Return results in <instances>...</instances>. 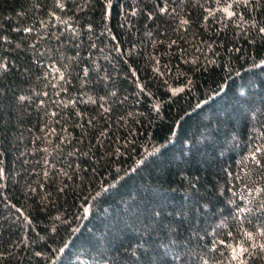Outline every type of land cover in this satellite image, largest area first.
Returning a JSON list of instances; mask_svg holds the SVG:
<instances>
[{
  "label": "trees",
  "instance_id": "1",
  "mask_svg": "<svg viewBox=\"0 0 264 264\" xmlns=\"http://www.w3.org/2000/svg\"><path fill=\"white\" fill-rule=\"evenodd\" d=\"M264 0H0V264H264Z\"/></svg>",
  "mask_w": 264,
  "mask_h": 264
},
{
  "label": "snow or ice",
  "instance_id": "2",
  "mask_svg": "<svg viewBox=\"0 0 264 264\" xmlns=\"http://www.w3.org/2000/svg\"><path fill=\"white\" fill-rule=\"evenodd\" d=\"M262 31H264V29H262Z\"/></svg>",
  "mask_w": 264,
  "mask_h": 264
}]
</instances>
